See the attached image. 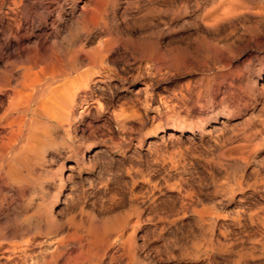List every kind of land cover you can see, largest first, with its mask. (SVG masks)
Returning a JSON list of instances; mask_svg holds the SVG:
<instances>
[{"label":"clouds","instance_id":"1","mask_svg":"<svg viewBox=\"0 0 264 264\" xmlns=\"http://www.w3.org/2000/svg\"><path fill=\"white\" fill-rule=\"evenodd\" d=\"M0 264H264V0H0Z\"/></svg>","mask_w":264,"mask_h":264}]
</instances>
